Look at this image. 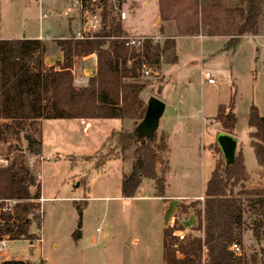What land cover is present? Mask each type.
I'll return each instance as SVG.
<instances>
[{"label":"rangeland","instance_id":"rangeland-1","mask_svg":"<svg viewBox=\"0 0 264 264\" xmlns=\"http://www.w3.org/2000/svg\"><path fill=\"white\" fill-rule=\"evenodd\" d=\"M39 1L0 0V39L32 38L40 32L53 37L70 16L73 19H69L70 25L77 31H98L77 24L78 14L81 13L85 22L91 9L85 11V15L73 10L69 1L75 0L67 3ZM145 1H124L120 11L126 13V20L121 19L116 0H110L109 12L112 18L120 17L130 37L148 33V38L161 45L170 38L176 40V62L171 63L167 57L158 70L153 68L148 76L143 74V79L151 82L143 97L146 104L151 97H156L166 105L157 136L161 137V131L170 128V151L165 155L170 167L167 175L170 192L202 196L213 171L225 164L216 143L217 135L224 132L216 120L221 105L225 113L233 109L237 118L234 132L238 140L237 153L244 157L248 176L235 193L264 189V168L257 163L250 138L253 130L248 126L253 105L264 116V28L256 36L260 39L244 37L235 49H227L222 37L203 40L201 34L192 36L179 32V19L163 21L159 12L155 15L156 4L147 3L145 7ZM43 14H48V18L42 19ZM189 16L192 13L189 12ZM54 42L55 39L48 41ZM204 72H210L217 84H204ZM106 123L98 130L88 128L85 132V123L41 120L27 124L24 131L12 132L8 140L0 144V167L12 164L29 167L40 184L38 197L33 201L43 198L42 228L39 230L33 224L29 230L39 239L10 241L5 238L7 249L0 252V264L5 258L32 264H164V229L170 217L171 202L151 198L155 195L151 181L143 182L137 197H121V182L131 169L133 150L127 152L124 162H109L103 174L88 162L73 164L71 160L72 156H92L97 152L107 129L135 128L134 122L129 120ZM26 135L43 142L42 156L28 153ZM162 170L160 167L159 172ZM37 193V188L31 189L32 195ZM191 202L194 201L187 199L175 203L174 217L181 220L179 205ZM78 207L82 208L81 216ZM190 216L198 223L193 213L184 217L188 220ZM80 220L82 239L75 242L72 235ZM252 220V216H246L248 225ZM194 229L189 233L195 234ZM262 248L264 240L258 243L252 231L247 230L243 236V253L248 258L260 257Z\"/></svg>","mask_w":264,"mask_h":264},{"label":"trees","instance_id":"trees-1","mask_svg":"<svg viewBox=\"0 0 264 264\" xmlns=\"http://www.w3.org/2000/svg\"><path fill=\"white\" fill-rule=\"evenodd\" d=\"M116 1L121 14L125 0ZM180 1L158 0L163 21L179 19L178 31L187 35L228 38L227 49H235L244 37L258 36L264 28V0ZM81 3L83 14L91 9L90 14L100 16L102 28L96 33H85L82 40L60 41L64 60L59 69L46 65L47 47L40 40H0V144L12 132L24 131L27 124L41 120L133 121V130H112L92 156H72L71 160L73 164L88 162L103 174L109 162H124L127 152L133 150L131 169L121 182V197H137L143 182L151 181L155 196L164 198L170 171L165 158L170 151L167 136L158 137L156 133L153 139L140 138L136 128L147 106L141 94L151 85L143 79V73L145 69L158 70L167 57L175 63L176 40L170 38L162 45L147 40L139 49L127 47L120 17L112 18L109 12L110 0ZM91 54L97 56L96 75L86 88H77L72 73L74 57ZM216 120L222 125V133L234 136L237 118L233 109L225 113L224 106H220ZM248 126L253 130L250 138L257 163L264 168V116L254 105L249 111ZM25 139L28 153L42 156L43 142L30 135ZM247 180L242 153H237L234 166L216 167L206 184L203 200L179 205L181 216L193 213L197 218L195 234L181 236L185 229L178 218L173 226L164 229V264H264L263 248L260 257L248 258L243 253L247 230L252 231L258 243L264 240V189L235 193ZM32 188H37L36 195L31 194ZM38 194L39 183L29 167H0V242L39 239L29 232L33 224L39 230L42 228V203L33 201ZM240 197L244 200L240 201ZM14 200L15 204L8 203ZM78 211L81 216L82 208L78 207ZM248 215L253 217L250 225L246 221ZM81 229L80 220L72 235L75 242L82 239ZM233 245L240 252L233 250ZM2 264L32 263L7 260Z\"/></svg>","mask_w":264,"mask_h":264},{"label":"crops","instance_id":"crops-1","mask_svg":"<svg viewBox=\"0 0 264 264\" xmlns=\"http://www.w3.org/2000/svg\"><path fill=\"white\" fill-rule=\"evenodd\" d=\"M54 1H56V0H54ZM67 1L68 0H63V2H66V3H67ZM146 1H145L146 4L144 5L145 7H147L148 4H150L151 2H154L156 4L157 10H156L155 15L159 12V16H160L158 0H146ZM69 2L72 3V1H69ZM78 15H79V17L78 16L77 17L79 18V22H78V20H76L77 24L80 25V26L81 25L84 26V22L82 21L81 13H79ZM83 15H85V14H83ZM71 18L72 17L70 16L67 19L68 20L67 23H65L61 27L59 32H57V34H55V36H53V37H48L47 35L44 36V32H43V34L40 32L35 37L22 38V39L40 40V41H42V42H44L46 44L47 53H46V56H45V63H46V65L48 67H53L54 66L57 69H59V65L64 60V55H63V52H62V48L59 45V42L60 41H68V40L75 39L76 34L79 32L75 28H73L72 25H70L71 24L70 20H73ZM126 19H127V17H126ZM121 24H122V21H121ZM50 27H51V25H49V28ZM101 28L99 30H101ZM122 28H123V25H122ZM123 30L126 33V35L129 36L124 28H123ZM160 34L163 35L161 31H160ZM57 35H59L60 37H58ZM66 35H69V36H66ZM135 35H137V36H147L148 33H140V34L136 33ZM55 37H57V38H55ZM201 38H203V40L207 39V37H204V36H202ZM214 38H220V37H214ZM222 38L225 39L226 43L228 42V38H225V37H222ZM250 38H252L254 40L260 39L259 37H255V38L250 37ZM53 39H55L54 43H48V41H51ZM256 50L259 51L258 47H256ZM96 72H97V56H96V54H91V55L83 56V57H74L72 73H73V76H74V85H75V87H77V88H86L88 86V84H89V80L96 75ZM145 92L146 91L144 90L143 93L141 94L142 99H143V97H146L145 96V94H146ZM221 106H224V105H221ZM106 121H108V120H104V121H102V120H99V121L72 120V122H75V123H80V124H84L85 123L86 124L85 127L87 128V129H84L85 132L88 131V128H91V129L93 128V130H98V127H100V126L102 127V125L107 124ZM114 129L115 128L107 129L106 136H105L104 140L110 135V133ZM161 134H165L167 136V141L169 142L170 128L166 127L163 131H161ZM169 149H170V147H169ZM169 173H170V171H169ZM152 184L154 185L153 182H152ZM170 190H171V186H170V184H168V176H167V188H166L165 197L164 198H159V197H156L155 195L151 197V198H155L156 200H159V201H162V202H171V203H169L170 204L169 205L170 206V210H169L170 217H169V220H168L167 227L173 226V224H174V222L176 220V217H174L173 212L176 211L175 208L177 207V204H178L179 201H184V200H187V199H190V200H193V201L203 200V194H202V196H200V195H187V196H184V195H180V194L175 195V194H172L170 192ZM42 200H43V198L41 197V201ZM175 203H177V204H175ZM174 204L176 205L175 208L173 206ZM187 215H189V214L182 215L181 216V220H180V222L182 223V225L184 226V229H185V231L183 232V236H185V234H189V232L191 231V228H195V226L198 224L197 221H195L194 217H192V216H190V218L187 220L184 217V216L187 217ZM7 260H10V259H7V258L4 259V261H7ZM29 262H31V261H29Z\"/></svg>","mask_w":264,"mask_h":264},{"label":"water","instance_id":"water-1","mask_svg":"<svg viewBox=\"0 0 264 264\" xmlns=\"http://www.w3.org/2000/svg\"><path fill=\"white\" fill-rule=\"evenodd\" d=\"M166 105L156 97H151L146 106V112L143 120L136 128V133L140 138L153 139L160 125V120L164 115ZM216 143L219 147L228 169L235 165L238 151V140L236 137L219 133L216 137Z\"/></svg>","mask_w":264,"mask_h":264},{"label":"built area","instance_id":"built-area-1","mask_svg":"<svg viewBox=\"0 0 264 264\" xmlns=\"http://www.w3.org/2000/svg\"><path fill=\"white\" fill-rule=\"evenodd\" d=\"M39 1V0H38ZM40 2V1H39ZM71 7L73 10H81L82 9V3L81 0H75L74 2L72 1L71 3ZM121 19L125 20L127 15L125 12H121ZM42 19H47L48 18V14H43ZM85 27H88V29L90 31H97L102 27V20L100 18V16L98 14L92 15L90 14L89 18L85 19L84 22ZM87 33L86 31H83V33L81 31H79L76 36L75 39H84V34ZM91 33V32H88ZM126 42V46L130 47V48H135V49H139L143 46L144 42L147 40L152 41V43L155 45L156 43H154L153 40H151L150 38H148L147 36H140V37H130L127 36L123 39ZM144 75L148 76L150 74L149 70L144 71L143 73ZM203 83L206 85H216L217 81L214 78V76L210 73V72H204L203 73ZM1 202V201H0ZM8 203L11 205L15 204V200L14 201H8ZM233 250H235L236 252H240V248L237 245H233ZM7 249V242L5 240L0 242V252H3Z\"/></svg>","mask_w":264,"mask_h":264}]
</instances>
